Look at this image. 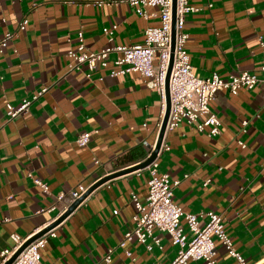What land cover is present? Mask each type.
<instances>
[{
	"label": "crops",
	"instance_id": "obj_1",
	"mask_svg": "<svg viewBox=\"0 0 264 264\" xmlns=\"http://www.w3.org/2000/svg\"><path fill=\"white\" fill-rule=\"evenodd\" d=\"M99 1L0 0L6 18L0 35L13 31L0 52V251L13 245L12 233L24 237L49 222L57 212L49 206L60 189L91 183L140 160L156 140L160 96L136 71L109 75L115 53L89 77L85 65L67 69L77 30L89 48L98 49L142 42L145 26L159 23L154 6L144 18L125 1ZM188 2L198 6L185 13L183 25L196 75L258 71L264 57V0ZM22 17L27 23L18 29ZM111 24L116 26L108 41L102 28ZM43 85L48 89L27 110L9 118L7 102L17 105ZM209 105L220 118L219 134L209 136L180 121L164 135L167 148L157 155V172L180 179L172 199L183 210L219 212L246 262L264 264V86L217 90ZM82 130L91 134L79 146L75 138ZM148 176L144 167L94 188L47 238L41 264H104L109 247L110 264H168L177 245L156 227L159 242L151 249L135 238L119 245L133 225L130 191L144 202ZM32 177L45 181L48 190ZM215 243L218 264H235ZM190 263L205 264L202 259Z\"/></svg>",
	"mask_w": 264,
	"mask_h": 264
},
{
	"label": "built area",
	"instance_id": "obj_2",
	"mask_svg": "<svg viewBox=\"0 0 264 264\" xmlns=\"http://www.w3.org/2000/svg\"><path fill=\"white\" fill-rule=\"evenodd\" d=\"M102 1L104 0L99 2ZM110 1H125L132 5L135 12L144 18H148L150 15L147 7L154 6L157 8L159 23L145 26L142 42L133 44L108 43L98 49H91L85 44L83 32L79 29L76 32V46L67 50V54L71 57L67 62V69H79L85 65V75L89 77L92 71L106 66L110 54L115 53L112 58L113 67L108 71L109 75H118L130 70L136 71L143 77L145 84L153 87L159 94L161 105L159 128L166 107L165 77L172 53L168 79L170 105L165 133L180 121H185L197 130L205 131L209 136H215L220 132V118L209 105V101L214 97L215 92L225 89L231 93H236L239 88L251 89L258 83L264 86V57L256 72L243 69L227 77H221L215 71L205 77L198 76L193 72L186 48L188 33L183 25L185 13L198 9V6L190 4L188 0H175L173 48L171 43L173 0ZM4 22H6V18L0 14V23ZM26 23L27 18L22 17L17 21V28L24 29ZM115 26L116 24H111L102 28L108 41L112 39ZM12 35L13 31L9 29L2 32L0 35V52L8 45ZM261 43L264 44V41L262 40ZM47 89V85L41 86L31 97L24 98L17 105L7 102L6 113L9 118L27 110L30 102ZM241 123L244 126L247 119H243ZM242 129L245 130L244 127ZM90 134V131L82 130L77 134L75 142L79 146L86 145L90 139ZM237 141L241 146L245 145L243 140L238 139ZM162 147L167 148L164 137L160 149ZM156 158L146 166L149 176L145 201H141L135 191H130V199L134 206L133 225L124 232L119 245H123L125 240L135 238L142 242L147 249H151L153 243L159 242V237L154 233L156 227L166 232L171 242L177 245L176 254L168 264H191L190 260L197 259L204 260L205 264H218L215 257L216 239L224 246L227 253L236 259L235 264H249L234 246L219 212L212 209L199 212L186 211L173 201V187L180 182V179L171 178L167 172L158 173ZM32 178L41 189L48 190L45 181L38 177ZM89 184L91 183L80 182L75 187L60 189L55 194V203L49 206V209L57 207L56 214L49 222L67 209L86 190ZM61 221L27 243L10 264H41L40 249L49 236L55 235V227ZM29 235L21 237L12 233L11 238L14 243L0 251V264H3ZM112 251L113 247L107 248L103 255L104 264H110ZM125 252L130 254L128 250Z\"/></svg>",
	"mask_w": 264,
	"mask_h": 264
},
{
	"label": "water",
	"instance_id": "obj_3",
	"mask_svg": "<svg viewBox=\"0 0 264 264\" xmlns=\"http://www.w3.org/2000/svg\"><path fill=\"white\" fill-rule=\"evenodd\" d=\"M174 10H175V0H173V17H172V27H171L172 48H173V43H174V31H175V27H174ZM171 63H172V53H171L170 63H169V66H168L166 77H165L166 107H165V111H164L163 117L161 119L159 128H158L156 140H155L152 148L148 151V153L143 158H141L140 160H138V161H136V162H134L132 164H129L127 166H124L123 168H121L119 170L104 174V175L100 176L99 178H97L96 180H94L93 182H91V184H89V186L86 188V190L78 198H76L68 206V208L65 209L57 218L51 220L50 222H48L47 224L42 226L40 229H38L37 231H35L32 234H30L27 238H25V240L3 262V264H10V262L14 259V257L25 247V245L27 243H29L35 237H37V236L41 235L42 233H44L49 228L53 227L55 224H57L62 219H64L98 185H100L101 183L105 182L109 178H111V177H113L115 175H118L120 173L132 171V170H137V169H142V168L146 167L153 159H155L157 157V155H158V153L160 151V146H161L164 134H165V125H166V122H167V119H168V115H169L170 98H169V89H168V79H169Z\"/></svg>",
	"mask_w": 264,
	"mask_h": 264
}]
</instances>
